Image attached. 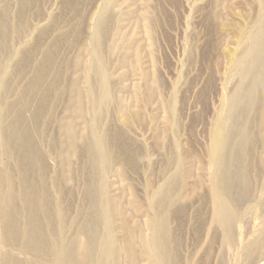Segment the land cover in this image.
<instances>
[{
  "label": "rangeland",
  "instance_id": "obj_1",
  "mask_svg": "<svg viewBox=\"0 0 264 264\" xmlns=\"http://www.w3.org/2000/svg\"><path fill=\"white\" fill-rule=\"evenodd\" d=\"M262 64L264 0H0V263L52 264L20 233L35 191L79 263L115 234L151 264L162 218L166 264H264Z\"/></svg>",
  "mask_w": 264,
  "mask_h": 264
},
{
  "label": "bare ground",
  "instance_id": "obj_2",
  "mask_svg": "<svg viewBox=\"0 0 264 264\" xmlns=\"http://www.w3.org/2000/svg\"><path fill=\"white\" fill-rule=\"evenodd\" d=\"M263 65L264 64H262V66ZM263 71H264V69H263ZM260 78H262V76ZM1 79H2V77H1ZM3 80H4V78L2 80H0L1 83H3ZM260 83H261V80H260ZM212 138H213V136H212ZM224 145H225V134L221 130V132H219L215 136V142H214L215 151H217V153L219 150L222 152V149H224ZM215 166H217V165H215ZM216 168L214 167V169H216ZM215 172L213 171V173H215ZM219 172H221V170ZM219 172H218V174L216 173V178H217L216 180H218L220 177ZM212 179L214 180V178H212ZM218 184L219 183H217V185L215 187H213V193L215 195V197H214L215 199L214 198L213 199H214V205L216 206V208H215L216 213L214 214L212 221L214 223H216L217 225L219 224L220 226L225 227V225H226V223H225L226 218L225 217L226 216H224V214L226 212V208L223 205V203L220 204L219 203L220 201L217 202L218 200H217L216 196L217 195L220 196V193H215V191L217 192L216 188H219ZM105 188H106V186H105ZM30 194L32 195L31 202L33 203V205H31V206H35L36 209H35V212H31L30 207L27 208V205H26V207L25 206L22 207V212H21L22 216L21 217L23 220L19 223V227L22 226V227H20V233L23 236L22 239L24 238L26 241V242L25 241L24 242L27 244L30 243L28 245L31 246L33 249L38 250L40 253L43 252L41 254L45 255V257L49 260V262H52V264H82V263L83 264H105L108 262H110L109 264H120L119 263L120 258L117 259L115 257L114 251L111 250V248L109 246L110 244H108V242L113 241L112 237H114L115 234L114 235L108 234L107 237L103 236V238H101L102 239V245L100 248L92 246V244L86 242L83 246V249H84V251H87V261H83L82 263H79L77 260H75L73 253L69 252V250L67 249V248H69V245L66 243V239L63 238L62 236H61V238H59L57 235L54 236V234L50 230V228L52 227L53 219L56 218L57 219L56 222L58 223V226L60 228L59 233L61 231L65 233V228H64V226H65L64 220L65 219H64L63 213L62 212L60 214L56 213V214H54V216H52L51 213L47 209V203L49 202V199L42 197V195L36 194L35 191H33ZM105 196H106V193H105ZM105 207L108 208L107 206H105ZM151 209H152V206H151ZM105 225L106 224H104V226ZM163 227H164V220L162 218L158 219L157 221H152L151 226H150V230L152 232V237H151V240H149L147 252L149 251L148 254H150L151 264H166V260H165V257H164L163 251H162L163 248L157 240V238L160 234V231H161V229H163ZM86 230H87V228H86ZM111 231H113V230H110V228H109V230L106 232V234L110 233ZM46 232H47V235H46ZM88 235L90 236L91 234H88ZM93 237L96 240L97 235L95 233H93ZM104 240H106V241H104ZM116 242H117V240H116ZM117 245H118V243H117ZM17 247H19V245ZM1 249H2V247H1ZM26 249H25V251L22 250V252L20 253L22 258L24 255L25 256L28 255L26 253L27 251H31V250L26 251ZM29 249H30V247H29ZM117 249H118V246H117ZM96 250H101L102 253L97 255L95 253ZM15 251L17 252L18 250H15ZM15 251L13 253H15ZM32 253H34V252H32ZM4 255L5 256H3L4 258L1 260L2 262L0 264H36L33 262L29 263L30 261L28 262V259L32 257L31 255H29V256H31L29 258H28V256H26L28 258L27 259L28 263L21 260V258L19 257L20 255L16 257L14 255L9 254L8 252L5 253ZM36 255H33V257ZM33 260H31V261H33ZM45 261H47V260H45ZM49 262H47V263H49ZM43 263H45V262H42L41 264H43Z\"/></svg>",
  "mask_w": 264,
  "mask_h": 264
}]
</instances>
